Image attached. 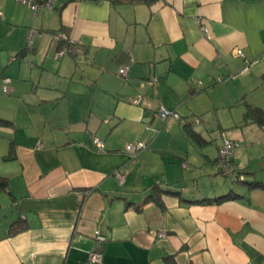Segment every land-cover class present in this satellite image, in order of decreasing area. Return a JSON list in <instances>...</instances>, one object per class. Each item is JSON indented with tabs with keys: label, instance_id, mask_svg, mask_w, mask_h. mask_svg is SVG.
<instances>
[{
	"label": "crops",
	"instance_id": "1",
	"mask_svg": "<svg viewBox=\"0 0 264 264\" xmlns=\"http://www.w3.org/2000/svg\"><path fill=\"white\" fill-rule=\"evenodd\" d=\"M57 33L74 47L59 59ZM262 75L264 0H57L38 14L0 0V264H95V251L101 264H264V188L250 186L264 184V122L245 116L264 110ZM220 136L243 142L232 170L217 168ZM153 187L170 191L161 205Z\"/></svg>",
	"mask_w": 264,
	"mask_h": 264
},
{
	"label": "built area",
	"instance_id": "2",
	"mask_svg": "<svg viewBox=\"0 0 264 264\" xmlns=\"http://www.w3.org/2000/svg\"><path fill=\"white\" fill-rule=\"evenodd\" d=\"M57 0H16L17 3L29 7L34 14H38L40 11H51L54 10V6ZM198 24L200 25L203 37L206 41L211 40V36L209 33V30L207 29L206 25L202 22L201 19H198ZM36 31L33 29H30L29 36H28V44L27 47L30 50L33 45V39L36 35ZM55 42H60L62 44L61 49L55 54V58L59 59L66 53L73 51L74 47L73 44L70 42L68 37L65 34L57 33L55 34ZM234 56L236 57H243V54L241 50H235ZM17 59V57L10 58L9 61L14 62ZM128 71L129 68L125 67L121 70H119L118 74L123 80L128 79ZM156 82V79H153V81L150 82V84H153ZM9 80H3V93L7 94L9 91ZM141 97H138L135 101V105H139L141 103ZM157 116L165 121L169 118H174L176 120H179L177 113L168 111L164 109L163 107H160L157 111ZM96 150L97 152L101 153L103 152V144L102 142L96 140ZM238 146V144L235 141H231L228 138H225L221 136V143L218 147V155H217V168L219 170L225 171L228 168H231L232 165V155L233 150ZM38 148L41 147L40 143L37 145ZM147 145L142 142H136L134 144H129L126 146V152L128 154L129 160H133L138 157L140 153H142L144 150H146ZM185 167V166H184ZM115 178L119 185H123L125 182V175L121 170H117L115 172ZM235 178V177H234ZM167 236V231L165 229H161L157 232L156 238L159 240L165 239ZM96 242L100 246L104 242V238L102 236H96ZM103 259V255L100 252H90L87 257V261L90 263L95 264H101Z\"/></svg>",
	"mask_w": 264,
	"mask_h": 264
},
{
	"label": "trees",
	"instance_id": "3",
	"mask_svg": "<svg viewBox=\"0 0 264 264\" xmlns=\"http://www.w3.org/2000/svg\"><path fill=\"white\" fill-rule=\"evenodd\" d=\"M58 45H59V48H57V52L61 49V45L62 44H58ZM261 78H262V81H264V75H262ZM262 115H264V110H261L260 108H256V107L247 106V113L245 115L246 119L251 118V120L254 121L255 123L261 124L262 122H264V119H262ZM11 154H12V152L10 151V154L6 157V159H9L11 157ZM233 180H234V182H237V183H243L244 182V178L240 174H236V176H235V178ZM250 186L251 187L255 186V187L264 188V184H262V183H251ZM7 187H8L7 180L5 178H3V177H0V190H4ZM167 193H170V191H167V190L166 191H164V190L162 191V190H159L158 187H153L152 188V194L148 195L146 198H147V201H153L156 204L161 205L163 203L162 198ZM225 199L226 200H228V199L236 200V199H240V196H238L237 194H235L233 192H230V193H228L225 196H222L220 198H216L214 200H205V202L220 203V202H222ZM23 230H24V227L22 226V223L21 224H18V223L17 224H12L10 226V228H9L8 234L10 236H14V235L22 232ZM167 261H168V259H167Z\"/></svg>",
	"mask_w": 264,
	"mask_h": 264
},
{
	"label": "rangeland",
	"instance_id": "4",
	"mask_svg": "<svg viewBox=\"0 0 264 264\" xmlns=\"http://www.w3.org/2000/svg\"><path fill=\"white\" fill-rule=\"evenodd\" d=\"M78 56H79V55H78ZM78 56H77V57H78ZM78 58H80V57H78ZM54 59H55V58H54ZM78 60H79V59H78ZM83 65H84V67L86 66L85 64H83ZM10 94H11V92L9 91L6 95H10ZM165 121H166V120H165ZM220 137H221V136H220ZM188 138L191 140V143H192V142H195V141L192 139V137H188ZM207 138H208V137H207ZM212 138L215 139V136H214L213 134H212ZM217 138L221 141V138H219V137H217ZM217 138H216V139H217ZM218 139H217V140H218ZM229 140H230V139H229ZM231 141H233V140H231ZM235 142H236V141H235ZM236 143H237V142H236ZM242 143H243V142L241 141V144H240L239 142H238L237 144H238V146H241ZM238 146H237V147H238ZM216 163H217V161H216ZM234 168H235L234 166H231V168H228L227 170H232V169H234ZM227 170H226V171H227ZM226 180L229 181V182H231V184H233L234 186H238L237 182H234V180H233V176H232V178H227Z\"/></svg>",
	"mask_w": 264,
	"mask_h": 264
},
{
	"label": "water",
	"instance_id": "5",
	"mask_svg": "<svg viewBox=\"0 0 264 264\" xmlns=\"http://www.w3.org/2000/svg\"><path fill=\"white\" fill-rule=\"evenodd\" d=\"M55 44H56V45H58V44H60V43H58V42H55ZM61 46H62V45H61ZM58 48H59V45H58Z\"/></svg>",
	"mask_w": 264,
	"mask_h": 264
}]
</instances>
